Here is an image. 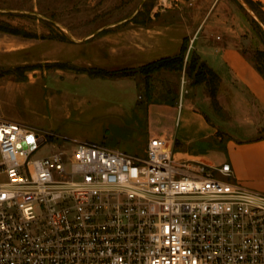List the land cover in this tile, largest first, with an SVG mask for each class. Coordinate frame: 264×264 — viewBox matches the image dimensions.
<instances>
[{"label":"built area","instance_id":"2783aa9c","mask_svg":"<svg viewBox=\"0 0 264 264\" xmlns=\"http://www.w3.org/2000/svg\"><path fill=\"white\" fill-rule=\"evenodd\" d=\"M55 137L0 116V264H264V193L229 162Z\"/></svg>","mask_w":264,"mask_h":264},{"label":"rangeland","instance_id":"374dc122","mask_svg":"<svg viewBox=\"0 0 264 264\" xmlns=\"http://www.w3.org/2000/svg\"><path fill=\"white\" fill-rule=\"evenodd\" d=\"M160 8L182 12L190 24L204 22L198 38H188L184 63L193 43L226 39L264 70L257 53L264 50V3L258 0H0V116L53 133L63 144H101L139 157L149 139V102L196 103L209 121L229 128L218 130L221 138L264 135V115L253 102L224 91L215 110L187 66L143 74L139 68L152 61L132 66L111 59L104 38L150 26ZM195 135L191 146L208 149Z\"/></svg>","mask_w":264,"mask_h":264},{"label":"crops","instance_id":"0c3cea01","mask_svg":"<svg viewBox=\"0 0 264 264\" xmlns=\"http://www.w3.org/2000/svg\"><path fill=\"white\" fill-rule=\"evenodd\" d=\"M258 1L264 3V0ZM159 11L155 17L151 13L154 21L150 26H140L132 31L122 30L104 38L109 41L105 43L112 60H119L120 65H140L174 56L180 51L183 40L190 38L191 34L198 38L204 22L194 25L182 12L173 15L169 9L160 8ZM208 41L193 43L192 47L200 59L219 75V96L224 91L233 92L234 99L253 102L255 109L264 115V77L254 63L226 39L215 41L210 38ZM127 113L130 116L132 110ZM209 119L196 103L191 102H149L145 107L144 122L148 138H167L176 158H193L208 165L227 161L235 180L249 189L264 193V135L247 140L221 138L218 137V130L227 128ZM226 131H230L229 128ZM195 134L207 140L208 149L191 146ZM4 179L0 174V181Z\"/></svg>","mask_w":264,"mask_h":264},{"label":"trees","instance_id":"16d2710c","mask_svg":"<svg viewBox=\"0 0 264 264\" xmlns=\"http://www.w3.org/2000/svg\"><path fill=\"white\" fill-rule=\"evenodd\" d=\"M0 28H2L0 26ZM188 39L185 38L182 42L180 51L174 56L164 57L147 63L139 68L140 73L148 74L152 71L159 69H175L181 70L184 66H187L189 69V74L193 77V84L200 85L205 84L206 93L212 101V105L215 110L219 109L217 95L220 83V77L207 63L200 59L199 55L195 52L192 54L190 60L184 63V54L187 50ZM258 57L264 59V50H258ZM257 71L264 77V70L261 66L254 63ZM115 72L107 70H96V75H105L111 76ZM169 103V102H168ZM173 103V102H172Z\"/></svg>","mask_w":264,"mask_h":264}]
</instances>
